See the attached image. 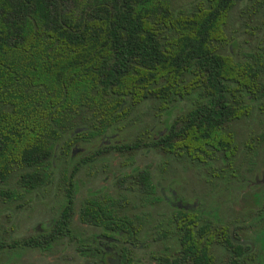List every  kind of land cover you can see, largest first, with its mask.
<instances>
[{"label": "trees", "instance_id": "1", "mask_svg": "<svg viewBox=\"0 0 264 264\" xmlns=\"http://www.w3.org/2000/svg\"><path fill=\"white\" fill-rule=\"evenodd\" d=\"M207 93L224 113L205 129ZM233 119L244 122L239 141L226 127ZM108 136L159 142L193 168L223 173L224 257L207 264H264V189L242 193L239 211L226 205L237 203L230 174L264 170V0H0V202L71 179L63 153L78 138ZM148 179L134 205H162ZM168 213L159 222L128 214V238L148 241L143 264H169L155 257L157 242L169 253Z\"/></svg>", "mask_w": 264, "mask_h": 264}, {"label": "flooded vegetation", "instance_id": "2", "mask_svg": "<svg viewBox=\"0 0 264 264\" xmlns=\"http://www.w3.org/2000/svg\"><path fill=\"white\" fill-rule=\"evenodd\" d=\"M206 87H210L208 81ZM211 96L206 94L202 111L205 129L210 114L224 113L218 109L221 102L209 101ZM211 106L218 108L214 111ZM187 107L191 111L192 102ZM228 124L226 127L239 141L244 122L233 119ZM78 139L61 157L64 165L73 164L62 168L72 174L71 179L58 176L50 187L14 190L9 205L0 202V264H46L48 258L52 264H128L130 256L139 257L138 264H143L142 251L148 241L137 240L134 232L128 238V214L139 213L137 217L143 218L146 211L159 222L166 210L169 253L161 242L155 243L159 263L164 257H169V264H207V257H224L223 173L214 167L193 168L190 158L179 159L176 151L167 153L159 142H128L120 136H108L99 142ZM145 175L152 181L157 198L161 195L162 205L159 199L154 206L134 205L133 198L145 192ZM227 179L236 182L227 191L237 201L227 203L228 207L241 203L242 193L264 189V170L244 176L230 174ZM96 211L116 215L121 222L98 223L90 215ZM162 232L157 230V234ZM229 240L242 242L234 227H230Z\"/></svg>", "mask_w": 264, "mask_h": 264}, {"label": "rangeland", "instance_id": "3", "mask_svg": "<svg viewBox=\"0 0 264 264\" xmlns=\"http://www.w3.org/2000/svg\"><path fill=\"white\" fill-rule=\"evenodd\" d=\"M240 206H241V203H238V205L237 204H234V205H229V207L231 208V209H236L237 211H239V209H240ZM28 258V257H27ZM26 258V259H27ZM25 259V258H24ZM35 259V258H34ZM35 260H37V259H35ZM45 262H46V264H52V261L48 258V259H46L45 260ZM70 262V260H67V263H69ZM1 264H3V263H1Z\"/></svg>", "mask_w": 264, "mask_h": 264}]
</instances>
